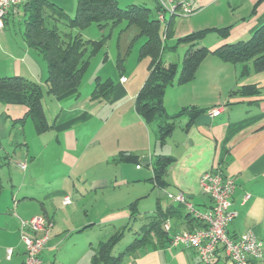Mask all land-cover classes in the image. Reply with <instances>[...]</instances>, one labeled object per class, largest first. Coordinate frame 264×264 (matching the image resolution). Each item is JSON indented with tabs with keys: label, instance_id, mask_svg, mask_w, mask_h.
<instances>
[{
	"label": "crops",
	"instance_id": "obj_1",
	"mask_svg": "<svg viewBox=\"0 0 264 264\" xmlns=\"http://www.w3.org/2000/svg\"><path fill=\"white\" fill-rule=\"evenodd\" d=\"M45 1L62 10L64 3L76 2ZM191 5L193 14L172 18L171 36L161 53L164 65L176 64L180 70L188 45H176L178 39L201 30L226 27L230 30L225 39L215 33L216 38L208 41L205 35L194 49L206 48L209 53L198 65L193 79L182 85L174 81L166 88L165 112L169 116L181 113L174 120L172 133L163 142L135 108L136 97L149 74V59L139 58L145 38L139 36L136 27L130 32L133 38L130 44L128 36L124 45H119V35V57L113 60L116 66L112 64L115 71L105 68L109 60L100 61L98 52L93 58V61L99 59L94 79L83 82L90 63L77 89L59 97L44 96L42 108L50 126L46 132L36 134L29 118L19 121L26 114L25 107L0 104V149H4L3 142H15L21 150L14 160L6 153L5 164L20 171L18 164L22 163L20 155H23L26 165L21 176L8 174L11 190L4 187L0 191L5 192L4 200H0V260L4 259L7 264L24 263L19 220L43 215L52 224L49 240L41 252L43 264H91L99 243L105 241L100 240V194L120 195L122 187H128L119 202H126L125 217L129 224L139 222L140 228L147 222V216L161 211L167 214L169 236L201 229L204 224L188 216L185 207L168 195L182 194L196 211L208 212L212 202L202 193L200 179L211 167L218 166L235 185L231 208L236 217L227 226L226 233L237 237L250 230L263 243V260L255 264H264V70L256 72L252 61L227 63L212 53L224 44L248 40L264 24V0H191ZM19 11H10L0 29V78L22 77L45 89L44 61L24 41V30L17 33L8 29L9 21L15 20ZM176 20L179 21L175 23ZM161 24L166 23L160 22V27ZM128 28L125 24V29ZM142 38L137 61L144 60L146 65L140 66L141 62H130L131 58L124 57L128 53L129 57L133 55L130 51L133 42ZM180 45L183 49L179 52ZM119 60L121 69L117 66ZM121 78L125 81L121 82ZM107 80L113 82L107 94L94 98L96 83ZM245 86H254L257 93L240 95L237 91ZM215 108H221V112L213 117L210 112ZM196 111L199 113L195 114ZM27 120L32 125V128L28 126L31 128L28 132L29 137L35 138L34 146L26 137ZM15 127L16 141L12 142ZM53 145L58 150L56 158ZM157 156L172 158L162 186L152 181L151 163ZM53 158L62 169L45 172ZM154 192L152 211L140 217L139 202ZM246 195L249 198L244 200ZM65 196L71 200L68 205L62 204ZM82 202L86 208L98 211L99 216L89 217L85 212L83 218L79 217L75 204ZM133 203L136 204L135 220L129 207ZM25 233L33 236L28 231ZM8 248L13 250L9 260L6 259ZM62 253L64 256L60 257ZM123 260L122 264H202L194 249L171 247L165 239L157 238H151L149 245ZM211 264L232 262L220 251Z\"/></svg>",
	"mask_w": 264,
	"mask_h": 264
},
{
	"label": "trees",
	"instance_id": "obj_2",
	"mask_svg": "<svg viewBox=\"0 0 264 264\" xmlns=\"http://www.w3.org/2000/svg\"><path fill=\"white\" fill-rule=\"evenodd\" d=\"M45 7L50 9L52 19L57 17L59 20L65 21L67 27L70 30H77V33L72 35L71 33L60 32L55 26L46 27L47 17L43 15ZM16 10H21L26 18L23 32L24 41L30 49L37 52L46 65V88L44 89L22 77L0 78V104L25 107L27 109L26 114L19 121L29 118L38 135L50 128L42 108L44 96L59 97L77 89L88 69L90 59L102 49L106 41V36H102L97 41L83 39L81 32L91 24H96L102 30L107 24L114 27L121 22H126L127 27H136L139 30V36L145 38V42L139 49V58L149 59V74L136 97L135 108L144 122L154 128L160 142H163L172 133L174 120L181 113L169 116L165 112L163 97L166 88L172 85L174 81L182 85L193 79L198 65L209 53L206 48L194 49V47L204 38L207 32L215 31L222 39H225L230 30L229 27L201 30L178 39L176 45L181 43L188 45L182 59L181 68L178 70V65H164L161 61L165 41L171 36L173 17H169V20L165 19L166 24L161 33L160 22L152 17V11L145 6L129 5L122 9L119 7L117 0H76L75 12L72 18L61 8L49 4L45 0H29ZM157 11L158 7L156 5L155 12ZM212 53L227 63H248L252 61L256 72L263 71L264 24L258 27L248 40L234 44H224ZM117 66L121 69V60L118 61ZM112 85L111 80L97 82L93 97H104ZM237 92L242 96L257 93L254 86L242 87ZM194 113L197 114L199 111ZM171 163L172 158L170 157L157 156L154 158L151 168L153 172L152 181L156 186L163 185V176ZM135 205L133 203L129 206L133 220L136 219ZM188 216L191 215L188 213ZM146 218L147 222L134 232V239L119 254L114 255L112 251L123 238V231L113 234L105 241H101L92 255L91 264H122L125 257L131 256L141 248L149 245L151 238L165 239L169 242V232H166L163 228L167 214L157 211L154 215ZM126 228H129V226H126Z\"/></svg>",
	"mask_w": 264,
	"mask_h": 264
},
{
	"label": "built area",
	"instance_id": "obj_3",
	"mask_svg": "<svg viewBox=\"0 0 264 264\" xmlns=\"http://www.w3.org/2000/svg\"><path fill=\"white\" fill-rule=\"evenodd\" d=\"M29 0H0V29L4 19L10 11L26 4ZM158 7L156 19L165 22V15L169 17H187L194 13L191 0H155ZM121 82L125 78L120 79ZM221 108L211 110V116H218ZM18 167L25 170V164L19 163ZM140 166L138 165L137 168ZM234 181L224 175L220 167L213 166L207 170L200 179V189L212 202L208 212L199 213L187 203L182 194L168 197L183 205L195 220H199L204 227L195 231H180L170 235L171 247H188L195 250L200 261L210 264L218 252L226 254L232 264H254L263 260V243L250 231H245L237 237H229L226 233L227 226L236 217L231 208V197L234 191ZM246 195L244 200L248 199ZM71 200L65 196L63 205H68ZM20 241L24 246L23 264H43L41 252L49 240L51 222L43 215L32 217L28 220H19ZM163 228L170 231L169 222H164ZM28 231L30 234L25 233ZM35 234H39L35 237ZM13 250L6 249V259L9 260Z\"/></svg>",
	"mask_w": 264,
	"mask_h": 264
},
{
	"label": "rangeland",
	"instance_id": "obj_4",
	"mask_svg": "<svg viewBox=\"0 0 264 264\" xmlns=\"http://www.w3.org/2000/svg\"><path fill=\"white\" fill-rule=\"evenodd\" d=\"M118 5L120 8L124 9L126 7H128L129 5H141V6H145L147 8H149L152 11V17L156 18V13H155V7H156V2L155 0H117ZM75 3H64L63 4V11L70 17L72 18L74 16V12H75ZM44 14L47 17V20L45 21V26L48 28H51L53 26H55L60 32H65V33H71L72 35L77 33V30H70L67 27V23L63 20H59L57 17H50L51 13H50V9L45 7L44 8ZM166 20H168L169 18V14L165 15ZM25 16H23V12L20 10L18 14L15 15V20H10L9 24H8V29H10L11 31H15L17 33H20L21 31L24 30L25 27ZM179 20H176L175 23H177ZM125 22H121L118 25L111 27L110 24H107L105 27H103V29H99L98 26L96 24H91L88 28H86L85 30H83L81 32V35L83 37L84 40H90V41H97L100 40L102 38V36H106V41L102 47V49L99 51V58L100 61L104 59L108 58V63L107 65H105V68H111V70H114V67L112 66V64L116 66V60L115 62L113 61L114 59H117L119 57V55L117 54V45H118V38L120 35V42L119 45H124L125 41L127 40V37L130 36V32H132V30H135L134 26L129 27L128 29H125ZM164 29V24H161V33ZM213 32V33H211ZM215 31H209L207 32V36H206V40H210V39H214L216 38L215 35ZM132 36H130L128 43L130 44L131 40L133 38H131ZM131 39V40H130ZM143 38L140 39L138 41L135 40L130 48V51H132L131 57H129V53L127 54V56L124 57V59H129L130 62H141L140 66H142V64L146 65V61L142 60V61H137V52L139 49L140 44L142 43ZM121 43V44H120ZM170 43H168L169 45ZM183 49L182 45H180L178 47L177 51H181ZM95 56V55H94ZM94 56L90 59V63L91 66L89 67V70H87V72L85 73V78L83 80V82H85V80H88L89 78H93L96 76V71H98L99 69V65L97 64V61H93ZM123 58V55H122ZM133 60V61H132ZM114 62V63H113ZM131 64V63H130ZM113 67V68H112ZM129 67V66H128ZM90 80V79H89ZM85 86V83L84 85ZM30 126L32 128V125L30 123L29 120H27V127H25V131H26V137L27 140L29 141V144L34 146V141L33 139V135H31V137H29V132L28 130H30L31 128L28 127ZM29 128V129H28ZM16 132H17V127L14 128V132H13V141L15 140L16 137ZM9 143L7 144L6 142L2 143V148L4 149H0V191L5 187L10 189L8 182H7V177L8 174L10 175H17V176H21L22 172L24 170L20 171H16L15 167L10 166V165H6L5 163L7 162L5 159L6 153L10 154L12 157V159H17L16 157H18V153H20V149L19 146L12 144L10 146ZM53 150L55 151L53 153L54 158L58 157V150L56 149V147L53 145ZM13 153H15V156L13 155ZM21 159H22V163L25 164V162L23 161L24 156L20 155ZM53 158V160H54ZM26 167V165H25ZM34 168H36L38 171H40L37 165L34 166ZM47 169H53V170H60L62 169V167L54 160L51 165L48 168H45V172H47ZM137 186V185H135ZM130 188V186H129ZM131 188H135V187H131ZM130 188V189H131ZM140 188V187H138ZM6 190V189H4ZM11 190V189H10ZM128 192V187H122L120 193L124 196V193ZM101 193V192H100ZM103 194V193H101ZM100 194V240H107L111 235L117 233V232H124V236L123 238L120 240V242L114 247L112 254L117 255L120 252H122L125 247L134 239L133 236V231L137 230L138 226H139V222H131L129 224V221H127V217H125V214H127L128 209L125 208L126 206V202H122L120 203L119 201L121 200L120 195H105L102 196ZM155 192L150 195V197L146 200L143 199L139 202L137 209L138 212L140 213V217H143V215L148 212V211H152L153 209V202L155 199ZM5 198V192H0V200H4ZM87 200V206H88V198H86ZM113 202L111 205L109 204L110 202ZM11 205H13V200L11 199ZM128 203V202H127ZM75 208L77 209V215L81 218H83L85 216V212L89 214V217L92 216H99L98 211L95 210H91L89 207L86 208L85 206H83V202L80 204H75ZM57 215H59V212L57 213ZM129 224V225H128ZM128 225L129 228H126L124 226ZM96 242H94L93 246L96 247ZM63 253L60 254V257H63ZM128 257H125V260ZM2 260V261H1ZM0 260V264H7L5 261H3L4 259ZM124 261V260H123ZM201 264V263H200ZM203 264V263H202Z\"/></svg>",
	"mask_w": 264,
	"mask_h": 264
}]
</instances>
